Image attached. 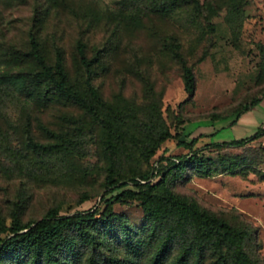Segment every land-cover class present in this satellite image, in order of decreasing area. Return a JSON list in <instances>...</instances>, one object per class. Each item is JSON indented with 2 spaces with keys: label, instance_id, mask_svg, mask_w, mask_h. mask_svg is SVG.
Returning a JSON list of instances; mask_svg holds the SVG:
<instances>
[{
  "label": "rangeland",
  "instance_id": "obj_1",
  "mask_svg": "<svg viewBox=\"0 0 264 264\" xmlns=\"http://www.w3.org/2000/svg\"><path fill=\"white\" fill-rule=\"evenodd\" d=\"M29 30L47 64L60 48L68 84L94 113L53 92L50 83L28 80L26 74L37 69L25 54ZM78 40L88 66L76 52ZM182 61L194 76L190 97L183 89ZM88 84L104 105L87 93ZM263 94L264 0H0V239L11 226L49 210L69 215L101 208L108 172L135 176L159 155L185 152L178 140L206 133L194 146L214 161L209 172L174 168L151 193L194 200L230 224L243 222L251 231L243 246L255 264H264V136L244 147L204 143L258 130L264 96L231 123V117L210 118ZM227 156L240 163L222 171ZM142 200L140 193L110 206L139 233L134 254L112 230L86 226L96 236L92 245L68 226L53 239L58 264H88L90 258L105 264L108 257L146 264L160 234L144 242L145 232H138L146 213ZM178 245H171L163 264ZM216 245L225 250L227 242ZM211 251L203 253L201 264L218 257ZM44 258L43 252L36 264H45ZM30 260L29 253L0 255V264Z\"/></svg>",
  "mask_w": 264,
  "mask_h": 264
},
{
  "label": "trees",
  "instance_id": "obj_2",
  "mask_svg": "<svg viewBox=\"0 0 264 264\" xmlns=\"http://www.w3.org/2000/svg\"><path fill=\"white\" fill-rule=\"evenodd\" d=\"M154 8L157 9L158 7ZM27 43L28 49L25 54L30 56L37 65L35 71L26 74L28 80L32 84L48 82L52 86L53 92L94 113V107L68 84L61 64L60 48H55L54 62L47 64L32 30L27 32ZM83 47V43L78 40L76 52L80 61L88 66L90 62L84 58ZM173 55L179 56L176 52ZM181 65L183 89L190 97L194 89L193 72L190 66L183 61ZM87 93L98 105H104L90 84L87 85ZM43 95L47 97V92L44 91ZM263 96L264 94L257 98H251L248 102H242L228 114L212 115L211 122L226 120L231 117L229 121L231 123L241 112L252 107ZM262 134H264V125L247 137L232 138L217 143H204L205 146H212L216 149L226 146L244 147L252 141L257 143ZM203 135L206 133H199L189 140H178L176 143L186 148L185 152L165 156L159 155L149 170L135 176L115 178L108 172L104 177V192L99 200L101 208L94 207L91 210L76 211L69 215H57L56 212L49 210L34 221H26L11 226L10 233L0 239V255L15 259L19 258L22 253H29L31 259L29 262L36 264L39 261V255L44 252L45 264H58L53 239L68 226L74 228L79 240L92 245L97 243L96 236L88 234V231L85 230L86 226L103 231L112 230L115 236L121 237L128 251L134 254L142 242L138 237L139 235H136L139 233L133 228H129L124 221L120 220L119 216L111 212L110 206L112 202L136 197L141 193L146 213L145 220L138 232H145L144 242H148L152 236L160 234V239L151 251L146 264H163L171 245L175 243L179 244V250L165 264H186L193 255L192 264H201L203 253L209 248L218 256L210 264H255L249 257L248 250L243 246L244 237L251 234L243 222L230 224L206 209L199 208L194 200L187 201L169 193L156 197L151 193L157 185L163 182L167 173L174 168H186L199 174L209 172V169L214 166V161L204 156L201 147L194 146L197 139ZM234 157L227 156L226 161H222L220 169L222 171L234 170L240 163ZM114 221H116V225ZM219 241L227 242L225 250H219L217 245L212 246L213 243ZM63 247L71 249L69 242L63 241ZM88 264H96V261L90 258ZM105 264H119V262L117 259L108 257Z\"/></svg>",
  "mask_w": 264,
  "mask_h": 264
},
{
  "label": "crops",
  "instance_id": "obj_3",
  "mask_svg": "<svg viewBox=\"0 0 264 264\" xmlns=\"http://www.w3.org/2000/svg\"><path fill=\"white\" fill-rule=\"evenodd\" d=\"M261 99H262V98H261ZM261 99H259V101H258V102H262V100H261ZM262 124H263V123H262ZM262 124H261V126H263ZM263 136H264V134H262V135H261V136L258 138V140H262ZM263 143H264V142H263Z\"/></svg>",
  "mask_w": 264,
  "mask_h": 264
}]
</instances>
